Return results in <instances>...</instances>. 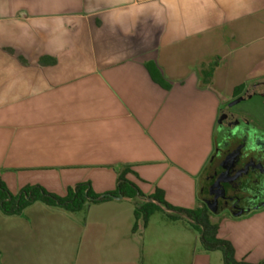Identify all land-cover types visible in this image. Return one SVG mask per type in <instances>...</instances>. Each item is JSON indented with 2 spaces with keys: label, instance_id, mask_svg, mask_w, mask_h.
<instances>
[{
  "label": "crops",
  "instance_id": "obj_1",
  "mask_svg": "<svg viewBox=\"0 0 264 264\" xmlns=\"http://www.w3.org/2000/svg\"><path fill=\"white\" fill-rule=\"evenodd\" d=\"M262 81L264 0H0V180L102 196L126 168L142 195L0 211V264H223L188 220L144 224L135 202L200 208L221 107ZM208 219L236 262L264 263V209Z\"/></svg>",
  "mask_w": 264,
  "mask_h": 264
},
{
  "label": "flooded vegetation",
  "instance_id": "obj_2",
  "mask_svg": "<svg viewBox=\"0 0 264 264\" xmlns=\"http://www.w3.org/2000/svg\"><path fill=\"white\" fill-rule=\"evenodd\" d=\"M224 107L199 199L214 208L213 215L242 217L264 209V81L245 85Z\"/></svg>",
  "mask_w": 264,
  "mask_h": 264
},
{
  "label": "trees",
  "instance_id": "obj_3",
  "mask_svg": "<svg viewBox=\"0 0 264 264\" xmlns=\"http://www.w3.org/2000/svg\"><path fill=\"white\" fill-rule=\"evenodd\" d=\"M243 88L244 85L237 87L234 94L237 95ZM127 171L128 169L124 168L119 173L115 190L102 196L94 194L89 183L77 184L73 189L68 191L65 197L51 194L40 186H26L16 195H12L6 185L0 180V211L7 216L19 215L30 204L41 202L47 206L59 208L69 213H77L82 211L87 205L109 201L112 197L122 196L136 200L142 197V195L132 183L125 179ZM150 198L157 201L161 206L185 215L191 220V222H186L197 233L199 243L204 251H220L223 257V264H246L236 262L231 244L217 238L216 227L209 222V212L202 203H200V208L194 210L173 208L164 201L163 194L159 190L155 191ZM135 203V218L141 219L144 224L154 212L161 211L158 206L152 203H141L138 201ZM167 217L169 219H181L178 215H167Z\"/></svg>",
  "mask_w": 264,
  "mask_h": 264
},
{
  "label": "water",
  "instance_id": "obj_4",
  "mask_svg": "<svg viewBox=\"0 0 264 264\" xmlns=\"http://www.w3.org/2000/svg\"><path fill=\"white\" fill-rule=\"evenodd\" d=\"M121 198H122L121 196H119V197H112V199H116V200H119ZM144 202H146V203H152V204L160 207L163 211H165V212H167L169 214H175V215L181 216V217L185 218L186 220H188L189 222H191V220H189L185 215L179 214V213H177L175 211H172L170 209H167V208L161 206L157 201L153 200L152 198H147V199L144 200ZM206 206H207V209H208V211L210 213H212V214L215 213L214 208L210 207L209 205H206Z\"/></svg>",
  "mask_w": 264,
  "mask_h": 264
},
{
  "label": "rangeland",
  "instance_id": "obj_5",
  "mask_svg": "<svg viewBox=\"0 0 264 264\" xmlns=\"http://www.w3.org/2000/svg\"><path fill=\"white\" fill-rule=\"evenodd\" d=\"M222 109H223L222 111L224 112V111L226 110V107H224V105H223V106H222Z\"/></svg>",
  "mask_w": 264,
  "mask_h": 264
}]
</instances>
